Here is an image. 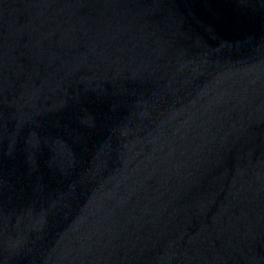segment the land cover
Segmentation results:
<instances>
[{"label": "water", "instance_id": "95a60500", "mask_svg": "<svg viewBox=\"0 0 264 264\" xmlns=\"http://www.w3.org/2000/svg\"><path fill=\"white\" fill-rule=\"evenodd\" d=\"M0 264H264V0H0Z\"/></svg>", "mask_w": 264, "mask_h": 264}]
</instances>
